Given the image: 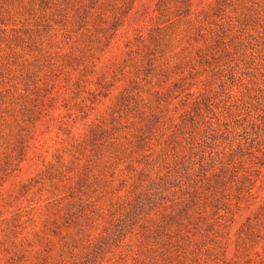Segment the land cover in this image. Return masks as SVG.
Segmentation results:
<instances>
[{
	"label": "rangeland",
	"instance_id": "374dc122",
	"mask_svg": "<svg viewBox=\"0 0 264 264\" xmlns=\"http://www.w3.org/2000/svg\"><path fill=\"white\" fill-rule=\"evenodd\" d=\"M0 264H264V0L9 4Z\"/></svg>",
	"mask_w": 264,
	"mask_h": 264
},
{
	"label": "trees",
	"instance_id": "16d2710c",
	"mask_svg": "<svg viewBox=\"0 0 264 264\" xmlns=\"http://www.w3.org/2000/svg\"><path fill=\"white\" fill-rule=\"evenodd\" d=\"M16 0H0V19L9 12V4Z\"/></svg>",
	"mask_w": 264,
	"mask_h": 264
}]
</instances>
